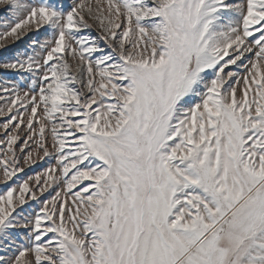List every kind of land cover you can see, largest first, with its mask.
Listing matches in <instances>:
<instances>
[{
	"label": "snow or ice",
	"instance_id": "6c2138e0",
	"mask_svg": "<svg viewBox=\"0 0 264 264\" xmlns=\"http://www.w3.org/2000/svg\"><path fill=\"white\" fill-rule=\"evenodd\" d=\"M0 6V264H264V0Z\"/></svg>",
	"mask_w": 264,
	"mask_h": 264
},
{
	"label": "rangeland",
	"instance_id": "374dc122",
	"mask_svg": "<svg viewBox=\"0 0 264 264\" xmlns=\"http://www.w3.org/2000/svg\"><path fill=\"white\" fill-rule=\"evenodd\" d=\"M0 7H2V6H0ZM92 35L95 36L96 35V32L93 31L92 32ZM16 47L23 48L24 45L23 44H20V45H17ZM11 54H12V50L0 49V60H4V59L10 58ZM40 170H41V166H36L34 168V171H37L38 172ZM29 174H31V173H29Z\"/></svg>",
	"mask_w": 264,
	"mask_h": 264
}]
</instances>
